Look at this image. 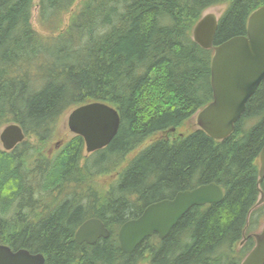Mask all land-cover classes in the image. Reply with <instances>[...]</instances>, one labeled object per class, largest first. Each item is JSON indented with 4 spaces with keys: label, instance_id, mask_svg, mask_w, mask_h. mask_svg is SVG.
<instances>
[{
    "label": "trees",
    "instance_id": "trees-1",
    "mask_svg": "<svg viewBox=\"0 0 264 264\" xmlns=\"http://www.w3.org/2000/svg\"><path fill=\"white\" fill-rule=\"evenodd\" d=\"M76 1L39 0L43 35L32 29L34 0H0V130L15 124L25 135L13 150L0 148V244L41 254L44 264H240L253 236L235 245L264 212L257 207L264 80L223 140L198 127L177 129L213 95V49L192 40L203 12L225 6L213 40L219 46L245 35L264 0H81L64 25ZM90 102L118 111L109 146L89 157L78 136L51 146L58 119ZM102 175L100 186L94 180ZM213 182L222 202L192 207L164 240L155 234L131 255L121 252L123 223ZM89 218L110 235L80 245L74 235Z\"/></svg>",
    "mask_w": 264,
    "mask_h": 264
},
{
    "label": "water",
    "instance_id": "water-1",
    "mask_svg": "<svg viewBox=\"0 0 264 264\" xmlns=\"http://www.w3.org/2000/svg\"><path fill=\"white\" fill-rule=\"evenodd\" d=\"M245 35L232 37L219 46L213 45L218 21L212 14L201 17L192 30V40L202 49H213L211 59L212 99L196 115V125L210 138L221 141L234 132V125L246 110V102L255 94L264 80V7L255 10L247 19ZM118 111L106 103L90 102L71 110L67 128L72 135L81 137L87 155L103 150L115 138L120 126ZM22 129L10 124L0 131L1 148L13 150L25 139ZM258 157L260 177H264V142ZM223 190L216 183L203 184L189 191L178 192L144 208L139 217L123 223L116 239L121 252L131 255L146 238L155 234L164 240L179 220L192 207H202L223 201ZM264 201L261 192L260 205ZM106 229L98 218L80 225L74 235L78 244H96L98 239H108ZM254 246L241 264H264V227L253 234ZM41 254L27 250H11L0 244V264H44Z\"/></svg>",
    "mask_w": 264,
    "mask_h": 264
},
{
    "label": "rangeland",
    "instance_id": "rangeland-1",
    "mask_svg": "<svg viewBox=\"0 0 264 264\" xmlns=\"http://www.w3.org/2000/svg\"><path fill=\"white\" fill-rule=\"evenodd\" d=\"M80 1H76L74 3V7L70 10V12L68 14H65V17H64V20H63V24L64 25L68 23V20L70 18V14L72 12H74V10H76V9H78L80 7V3H79ZM38 4H39V0H34L33 8L31 10V16H30L31 17V25L33 27L32 29L36 30L37 32H40L43 35H47V33L49 31L47 29L48 27L47 26H44V25H41L40 22H39L40 20H39V14H38V10H39ZM225 11H226V9H225V6L224 5H217V6H213V7H208V8H206V11L203 12V14L201 15V17L202 16H206V14H212V15L215 16L216 19H218L220 16H222V14ZM69 113L70 112H68L66 115L61 116L58 119V121L56 123V127H55L56 130H55V133H54V134L57 133L56 134V138L53 139V142H52V145L51 146H54L56 143H59V142H60V144H62L64 142H66L68 139H70V138H72L74 136V135H72V133H70V131L67 128V123L66 122H67V116H68ZM196 115H197V113L194 114V115H192V117L189 120H187L181 127H179L177 129V133L178 132L179 133H187L188 131L196 128L197 127L196 126ZM150 141L151 140L146 141L145 144L142 145V147H140L138 150H136L135 152H132V153L128 154V157L126 158V163L122 164V166L119 167L118 169L121 170V168H124L127 165L128 161L131 160L136 155V153H138L140 151V149H142L145 146H147ZM0 148H1V143H0ZM89 156L90 155H87L85 153V150H84V157H89ZM106 179H107V175H102V176L96 177V179L94 181L95 182L97 181L99 183V185L102 186L103 184H106V182H107ZM260 197H261V195H260ZM258 199H260V198H258ZM262 205L264 206V201L260 205H258L257 207H262ZM254 224H256V226H254L253 228H251V230H248L247 229L245 231V236H244L245 239L251 237L253 234L259 233L262 230V228L264 227V212L262 213V216L260 217V219L256 223H254ZM252 238H253V241H254V237H252ZM240 243H241V241L239 242V244H236L235 245V247L237 248V250L241 246Z\"/></svg>",
    "mask_w": 264,
    "mask_h": 264
},
{
    "label": "bare ground",
    "instance_id": "bare-ground-1",
    "mask_svg": "<svg viewBox=\"0 0 264 264\" xmlns=\"http://www.w3.org/2000/svg\"><path fill=\"white\" fill-rule=\"evenodd\" d=\"M251 97H252V96H251ZM83 105H84V104H83ZM79 106H81V105H79ZM8 125H10V124H8ZM5 127H7V125H6ZM5 127H4V128H5ZM99 151H100V150H99ZM259 179H260V177H259ZM263 179H264V177H263ZM177 194H178V192H177ZM223 194H224V192H223ZM223 197H224V196H223ZM172 198H173V197H172ZM172 198H171V199H172ZM212 205H213V204H212ZM257 206H258V204H257ZM89 219H91V218H89ZM87 220H88V219H87ZM85 221H86V220H85ZM83 222H84V221H83ZM82 224H83V223H82ZM82 224H81V225H82ZM77 229H78V228H77ZM75 233H76V232H75ZM252 236H253V235H252ZM149 238H150V237H149ZM245 240H246V239L244 238V239L241 241L240 244H243ZM254 243H255V242H254ZM81 245H82V244H81ZM253 246H254V245H253ZM252 249H253V248H252ZM252 249H251V250H252ZM250 252H251V251H250ZM250 252H249V253H250ZM249 253H248V254H249ZM248 254H247V255H248ZM247 255H246V256H247ZM246 256L243 258V260L241 261V263L245 260ZM241 263H240V264H241Z\"/></svg>",
    "mask_w": 264,
    "mask_h": 264
}]
</instances>
